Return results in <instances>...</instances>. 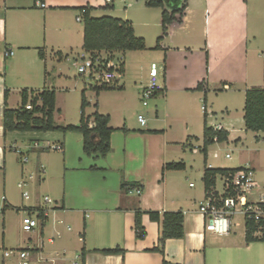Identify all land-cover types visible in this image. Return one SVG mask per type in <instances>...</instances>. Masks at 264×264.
<instances>
[{
	"label": "crops",
	"instance_id": "1",
	"mask_svg": "<svg viewBox=\"0 0 264 264\" xmlns=\"http://www.w3.org/2000/svg\"><path fill=\"white\" fill-rule=\"evenodd\" d=\"M100 1L102 5L98 0H43L41 2L46 7L41 8L36 0H0V216L22 208L48 211L46 219H40L39 230L32 232L36 240L30 238L25 249L5 250L4 258L31 249L37 260L43 257L50 259L49 263L56 261L57 264L65 263L66 259L74 261L76 257H81L83 264H164L165 261L170 264H226L219 254L212 260V250L236 248L250 251L255 243L246 241V224L242 236H236L235 223L231 233L225 236L206 229V220L199 212L201 203L207 198L205 171L223 168L207 166L208 149L206 153L202 151L205 155L204 191L196 189L190 182L189 168L192 169V165L186 159L185 150L198 154L194 152L195 142H200L197 135L203 132L204 136L205 121L208 123L211 114L208 87L220 84L231 90L229 82L246 85L245 103L247 90L264 88L252 84L257 82L246 69L241 79L234 78L238 65L230 62V54L240 55L247 39V0H189L182 22L169 26L167 34L171 42L180 43L176 50L185 55L186 66L161 69L165 91L152 109L147 111L142 106L146 113L153 114L145 127L138 121L142 111L139 107H133L138 111L137 118L118 117L117 113L125 108L119 97L124 86L118 84L116 89L97 90L100 85L93 88L87 81L84 86L80 83L81 102L84 94L89 105L86 116L98 112L110 117L109 126L114 132L110 139L111 151L106 157L87 156L84 137L79 132H5L6 109L15 112L22 109L25 94L28 97L26 106L33 107L32 100L43 91H54L57 102L59 91L69 89L70 79L66 71L62 68L59 74V67H54L53 60L61 66L66 52L79 55L78 49L85 53L83 57L90 56L83 48L84 26L77 29L73 25L74 20L79 23L77 18L80 15L74 16L76 11L81 13L86 9L91 18H96L101 10L106 14L110 12L111 18L131 22L135 34L138 21L153 16L149 12L154 8L147 7L145 0ZM163 2L169 3L170 10L167 11L173 12L181 0ZM123 9V17L113 15ZM138 11L142 14H137ZM135 15L137 17L133 18ZM230 24L238 26V31L233 25L230 31L227 26ZM200 51L207 55L204 67L202 62H194ZM9 53L12 54L9 56ZM76 62L74 67L77 69ZM52 66L54 71L58 69L55 74L60 80L58 84L52 83L57 80L49 81ZM243 67H247L246 62ZM88 85L94 90V97L91 96L90 100ZM146 86L142 83L137 86L140 102ZM60 114L62 111L59 109L57 115L56 109V125H80L81 117L78 122L61 121L57 118ZM92 121L91 128L94 127ZM227 124L219 123L215 127L227 131L230 140L235 130L230 123ZM55 146L62 150H52L51 147ZM218 158L213 155V159ZM172 164H180L183 168H167ZM241 167L255 170L248 161ZM223 176H217L216 187L218 178ZM30 182L36 185L37 196L27 207L21 204V195L27 201L32 199H26L25 192L20 195L19 190ZM21 183L25 186L20 187ZM123 183L129 185L127 191L122 189ZM136 188L143 190L141 195L129 193ZM42 193L53 195L55 204L52 207H43L39 199ZM261 201H264L263 197ZM50 210L55 221L57 218L52 225L56 236L49 238L47 244L55 246L46 249L42 237ZM151 212L161 215L182 212L185 217L184 238L169 239L161 247L162 225L151 220ZM138 213H141L143 237H139L136 228ZM33 215L36 216L37 212ZM64 224L69 225L67 234L62 236V227L59 226ZM157 247L163 254L156 251ZM116 249L122 254L102 252Z\"/></svg>",
	"mask_w": 264,
	"mask_h": 264
},
{
	"label": "rangeland",
	"instance_id": "2",
	"mask_svg": "<svg viewBox=\"0 0 264 264\" xmlns=\"http://www.w3.org/2000/svg\"><path fill=\"white\" fill-rule=\"evenodd\" d=\"M102 5L100 0L98 3ZM163 8H154L150 10V16L147 19H141L137 23L136 34L139 37H142L146 42V49L143 51L137 52H127L126 54H116V61L124 62L126 71L124 74L120 75L119 85L124 86V92L119 94V97L123 101L125 108L117 113L120 119L124 117H136L138 111H134L133 107H139L140 110L143 109L142 104L139 100V94L137 91V86L141 83L145 86L150 83V73L155 70L158 73L157 83L158 85H164V74L161 72V69L165 67H185L186 59L183 53L177 52L179 48V42H171V39L164 35L162 27L159 25L161 22V17L163 11L170 10L169 3L164 4ZM248 13H247V39L244 42V46L240 55H235L234 53L230 54V62L237 64L238 67H235V76L234 78L241 79L244 76V69L247 70L253 78L254 82L252 84H257V87H264V0H247ZM125 9L122 10L119 14H113L117 17L124 16ZM137 14H142L138 11ZM80 15V12H75L74 16ZM110 12L107 14L104 13V10H101L96 18L109 17ZM133 16V15H132ZM135 15L133 18H136ZM139 18V17H138ZM140 19V18H139ZM84 22V20H83ZM83 22L77 23L75 20L73 25L77 29L82 28ZM232 25L235 27V30L238 31V26L234 24L227 25L229 30L232 31ZM170 29V27H169ZM168 29V32H169ZM240 30L239 32H241ZM163 40L158 46V40L160 38ZM79 55L71 54L70 51H67L64 57V61L61 66H58V62L53 60L54 67H59L64 69L70 82L68 83V90L59 91L57 98V115L58 110L62 111V115L58 116L61 121H73L78 122L81 117V92L82 85L87 81L88 84H91L94 87L101 85L100 76H95V80H90L89 78L82 76L78 73V70L74 67L75 61L78 62L81 57L85 56V53L81 49H78ZM68 56V57H66ZM207 55L205 52L200 51L196 53L197 59H194V62H202L203 67L206 62ZM198 60V61H197ZM247 63V67H243L244 63ZM189 67H193V64H189ZM51 68V77L49 81H56L52 83H59V77H56L58 69ZM63 83V82H62ZM77 83V84H76ZM80 83L82 84L80 86ZM231 90H226L220 84H214L208 87V108L211 112L207 125L211 128H214L219 123L226 124L230 123L235 132L232 134L230 140L215 143L208 148V161L207 166L223 168V169H237L241 165H245V161H248L249 166H254L255 170V180L260 185V190L255 191L250 200L254 203H260L262 197L264 198V132L255 133L247 131L244 125V108H245V88L246 85H240L239 83L229 82ZM246 84V83H245ZM57 86V85H56ZM79 86V87H77ZM84 86V85H83ZM89 88V85H88ZM94 90L91 88L88 89V100L91 96L94 97ZM91 92V93H90ZM162 94L156 96L149 102V106L145 109L150 110L154 107L155 101L160 99ZM95 100V98H94ZM126 103L128 105H126ZM202 106V105H201ZM89 107V105H88ZM137 110V109H136ZM140 112V111H139ZM141 114L145 115L148 122L152 118L153 114L146 113L144 110L141 111ZM224 118V119H222ZM205 118H203V121ZM200 142H195V146L199 147V152L196 155H193L190 150L186 151V159L189 161V165H192L190 170V182L196 187V189H202L204 191V183L202 180V174L205 166V155L202 152V147L204 146L203 141V132L198 133ZM239 138L241 140L236 142ZM201 148V149H200ZM219 153L218 159H213L214 153ZM226 154H231L232 159H226ZM27 180H29L27 178ZM24 182H27L24 179ZM36 185L34 182H30L25 188L19 190L20 195L24 192L29 194L31 201L25 200L21 195V204H25L27 207L34 203V199L37 196L35 191ZM217 191L222 192L223 182L219 177L217 181ZM49 197L53 202L51 204H46L45 198ZM39 199L43 207L53 206L55 199L53 195L47 193H42L39 196ZM36 200V199H35ZM27 211L22 208L20 211H11L7 214H2L0 216V264H20V259L18 252L11 256L10 258H4V251L25 249L27 248L28 240L30 238L36 237L35 233L29 234L22 227L23 218L26 216ZM49 220L46 221V232L44 237H42L44 243L46 244V249H52L55 245L47 244L49 238L56 236L52 230V225L57 221L53 217L52 210H50ZM5 220V225H4ZM42 221L40 220V223ZM237 227H235L236 236H242L245 234V219L242 215H238L234 222ZM57 224V223H56ZM69 224H64L59 226L62 232V236H65L66 229ZM37 231L39 230L36 229ZM36 240V239H35ZM57 241V238H56ZM33 244V243H32ZM33 247V246H32ZM251 251V252H250ZM250 251L247 250H238L236 248L226 249V250H212V260L219 257V254L226 264H264V241H259L254 244V247ZM69 257H73L70 255ZM37 258V257H36ZM40 258V257H39ZM211 258V255H210ZM40 260V259H39ZM42 264H51L47 263L48 260L42 257ZM66 264H72L73 260L66 259ZM31 264H41L37 261H32Z\"/></svg>",
	"mask_w": 264,
	"mask_h": 264
},
{
	"label": "trees",
	"instance_id": "3",
	"mask_svg": "<svg viewBox=\"0 0 264 264\" xmlns=\"http://www.w3.org/2000/svg\"><path fill=\"white\" fill-rule=\"evenodd\" d=\"M43 1V0H36ZM149 8H163V0H145ZM189 0H181L179 7L173 11H163L161 27L164 35L168 34L169 26L174 23L182 22L185 10L188 7ZM84 15V51L92 58L101 56L106 53V62L116 58V54H125L127 52H137L146 49V42L143 38H139L135 34L134 27L131 22L111 17L91 18L86 9ZM164 37L158 40V46ZM41 57L42 53H41ZM121 74H124V62H120ZM119 81L113 86L100 85L97 90H112L118 87ZM202 84L197 88L200 90ZM120 89V87L118 88ZM122 89V88H121ZM27 95L25 94L23 100V108L19 111H5V132H79L84 137V152L87 156H101L106 157L111 151V135L114 132L110 125V117L104 116L96 112L91 117H87L85 110L88 106L86 97L83 94L82 107H81V122L79 126H58L54 120L56 111V94L54 91H43L40 95L32 100L33 109L27 110ZM8 92L6 93V98ZM41 101V104H39ZM93 120V121H92ZM91 121L94 127L91 128ZM244 122L247 131L260 133L264 132V88H252L246 92V103L244 108ZM229 133L222 130H215L210 128L205 121L204 128V146L202 151L206 153L207 149L215 144L228 141ZM167 168L174 170H181L182 165H168ZM234 170L224 169H206L205 171V189L207 196L211 193L212 189L216 187V179L219 175H226L228 172ZM129 185L122 184V189L127 191ZM30 213L38 212L40 219L44 217V209L27 210ZM153 222H158L162 225V235L159 245L164 246L165 242L169 239H182L185 236V217L182 212L178 213H149ZM137 232L139 237L144 236L143 227L141 224V213L137 214ZM257 231V225L248 221L246 223V241L247 243H256L260 240L254 237ZM156 251L163 254L162 249L156 248ZM104 254L121 253L119 249L102 251ZM164 264H170L166 261Z\"/></svg>",
	"mask_w": 264,
	"mask_h": 264
},
{
	"label": "built area",
	"instance_id": "4",
	"mask_svg": "<svg viewBox=\"0 0 264 264\" xmlns=\"http://www.w3.org/2000/svg\"><path fill=\"white\" fill-rule=\"evenodd\" d=\"M37 6L45 8V4L38 1ZM86 11L83 10L77 21L81 23L84 20ZM12 53H9L10 56ZM264 58V55H263ZM106 56H99L92 58L91 56L83 57L82 61L76 62V67L80 75L89 79H96L95 76H100L101 85L113 86L119 81L121 74L120 62L115 59L106 62ZM163 72V70L161 71ZM158 73L153 70L150 73V83L143 89L141 94V102L144 108L149 106V102L157 95L164 93V88L157 83ZM226 90L228 87L225 88ZM27 110H32L31 105L26 106ZM203 111H206V107L203 106ZM138 121L142 126H147L148 120L145 115H138ZM215 130H222L221 127H214ZM54 151H61L60 146L51 147ZM194 152H199V147H194ZM215 158H218L217 153L214 154ZM226 159L232 158L231 154H226ZM27 161V159H25ZM223 189L222 192L217 191V188H213L206 200L201 203L199 212L206 220V229L218 236L229 235L232 230L233 222L238 215H242L245 222L252 221L257 225V231L254 233V237L260 241H264V201L260 203H254L250 200L253 196L255 189L260 186L255 180V172L250 167H241L233 172H228L222 177ZM20 187L25 184H20ZM143 190L136 188L130 190V194L141 195ZM26 199L29 198L27 192L24 193ZM46 204H51L53 201L49 198H45ZM34 213L27 211L26 216L23 218V226L26 233H32L40 226V218ZM48 214L47 210H44V217ZM34 250L26 249L20 250L18 256L20 264H31L32 261H37L42 264V260H37ZM12 253V252H11ZM49 263V262H47ZM51 264H57L56 261H50ZM62 264H66L62 263ZM72 264H83L81 257H76Z\"/></svg>",
	"mask_w": 264,
	"mask_h": 264
}]
</instances>
